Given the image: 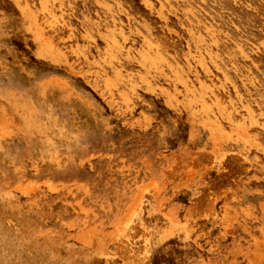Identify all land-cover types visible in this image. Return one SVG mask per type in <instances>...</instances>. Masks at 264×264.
Here are the masks:
<instances>
[{"label":"rangeland","instance_id":"rangeland-1","mask_svg":"<svg viewBox=\"0 0 264 264\" xmlns=\"http://www.w3.org/2000/svg\"><path fill=\"white\" fill-rule=\"evenodd\" d=\"M0 264H264V0H0Z\"/></svg>","mask_w":264,"mask_h":264}]
</instances>
